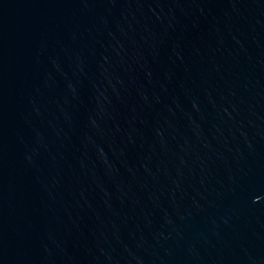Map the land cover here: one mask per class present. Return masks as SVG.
<instances>
[{
    "label": "water",
    "instance_id": "water-1",
    "mask_svg": "<svg viewBox=\"0 0 264 264\" xmlns=\"http://www.w3.org/2000/svg\"><path fill=\"white\" fill-rule=\"evenodd\" d=\"M0 264H264V0H0Z\"/></svg>",
    "mask_w": 264,
    "mask_h": 264
}]
</instances>
